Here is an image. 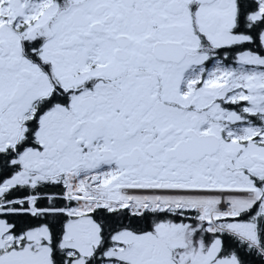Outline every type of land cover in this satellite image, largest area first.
<instances>
[{
  "label": "snow or ice",
  "instance_id": "6c2138e0",
  "mask_svg": "<svg viewBox=\"0 0 264 264\" xmlns=\"http://www.w3.org/2000/svg\"><path fill=\"white\" fill-rule=\"evenodd\" d=\"M0 264H264V0H0Z\"/></svg>",
  "mask_w": 264,
  "mask_h": 264
}]
</instances>
